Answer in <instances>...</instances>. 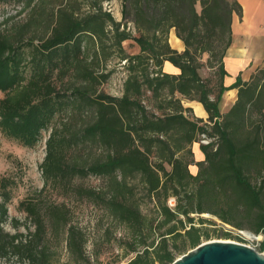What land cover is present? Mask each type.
<instances>
[{"label":"trees","instance_id":"16d2710c","mask_svg":"<svg viewBox=\"0 0 264 264\" xmlns=\"http://www.w3.org/2000/svg\"><path fill=\"white\" fill-rule=\"evenodd\" d=\"M123 1V17L138 38L102 5L82 11L79 0H0L19 5V16L27 13L0 28V132L32 148L52 130L42 173L63 200L22 201L33 227L25 234L9 213L16 183L0 181V264H104L102 248L88 250L90 236L74 223L70 199L110 219L100 230L109 251L120 252L108 264H173L210 240L203 226L216 224L205 214L264 235V68L248 82L239 75L225 85L234 15L243 17L239 0ZM172 29L183 52L169 44ZM129 40L141 47L139 55H126ZM204 54L219 67L218 92L200 75ZM115 57L129 64L122 97L103 91ZM166 62L181 73H165ZM231 90L237 100L223 113ZM183 100L202 104L208 122L193 117ZM90 177L103 186L81 183Z\"/></svg>","mask_w":264,"mask_h":264},{"label":"rangeland","instance_id":"374dc122","mask_svg":"<svg viewBox=\"0 0 264 264\" xmlns=\"http://www.w3.org/2000/svg\"><path fill=\"white\" fill-rule=\"evenodd\" d=\"M79 3L82 11H87L93 5H102L105 11L112 13L117 22L122 23V30L127 29V31L131 32L134 37H140L134 23H131L129 20H125L123 17V0H79ZM20 11V6L15 3L0 4V28H9V26H6L5 24L7 18H15V20H10V24L24 19L27 13L19 16L18 13ZM237 15L238 14L234 15V19H236V17H239L240 19L243 18ZM174 32L175 29H172L169 34L170 46V37L171 34H174ZM123 48L126 55L129 57L136 56L141 53V47L133 40L124 42ZM171 48L173 47L171 46ZM209 59V54L203 55L202 62L204 63V66L200 70V75L205 82L218 92L221 84L220 70L217 63L214 61L212 63L213 67H211L209 65ZM128 65L127 61H123L116 57L112 58L108 62L107 69L108 72H111V77L103 85V91L105 93L115 97L123 96L125 82L130 76ZM0 97H3V94H0ZM227 98H229L228 100H232L230 93ZM183 103L185 107L188 108L186 105L191 102L183 100ZM229 108L230 105H225V107L223 106L224 112L226 113ZM191 115L195 118H199L195 114L194 109ZM204 121L208 122V118ZM51 131L52 130L44 132L40 142L32 148L22 146L17 141L4 137L0 132V181L3 178H7L16 183V186L13 188V199L9 204V213L11 219H16L22 224L20 231L25 234L28 232L26 228L30 227V230H33V227L30 224L28 215L20 209V203L22 201L31 197L39 199L41 202L56 201L57 203H61L63 201L62 198L58 197L56 191H53L50 186H45L43 179L42 164L46 157V143ZM199 146L200 143L193 146L195 160H199ZM190 169L195 175L197 168L191 167ZM252 181L253 183L258 184L261 179L252 177ZM81 183L87 187L100 188L103 186L104 181L103 179L97 177H90ZM67 202L74 223L84 228L86 233L90 236L88 250L92 251L93 246L96 245L99 248H102L105 252L101 261L104 264L114 263L116 261L114 254H118L120 251L118 249L113 250L112 253L109 251L112 248L111 244L108 243L105 237H103V231L100 230L102 225L108 227L111 224V221L106 216L105 212L85 200L79 201L70 199ZM201 217L208 219L209 221H213L216 224H205L203 226L206 230H209L212 235L210 240H204L203 243L211 241L234 242L251 247L260 254L264 255V251H261V246L264 243V235H255V237H250L251 232L237 230L231 226L224 225L221 221L211 215L205 214ZM5 228L12 234L16 233V229L11 223L6 224ZM226 232H229L231 236H225ZM121 234L122 232L118 231L115 232L114 236L119 237ZM112 245L114 244L112 243ZM63 264H65L64 259Z\"/></svg>","mask_w":264,"mask_h":264},{"label":"crops","instance_id":"0c3cea01","mask_svg":"<svg viewBox=\"0 0 264 264\" xmlns=\"http://www.w3.org/2000/svg\"><path fill=\"white\" fill-rule=\"evenodd\" d=\"M251 2L256 3L255 6L258 9L256 19L253 20L252 23H250V21L246 22V19L248 18V8ZM240 4L243 8V18L240 19L239 17H236V19H233V43L225 58L226 70L229 73V76L225 80L226 87L232 86L236 82L239 75H241L245 82H248L258 69L264 68V0H240ZM174 34L176 35L175 32ZM174 49L178 52H183L185 50V45L183 43L182 50L177 48ZM163 70L165 73L171 75H179L181 73L180 69L172 65L170 62H166L164 64ZM229 93L231 94L232 100H228L229 98H227ZM226 94L224 95V99L221 103V110L223 113H225L223 106L225 107V105H230L231 108L234 105L237 100L238 91L231 90ZM193 104L200 103L191 102L186 106L188 108H193ZM229 109L226 112H228ZM205 113L207 114L206 111ZM199 118L206 120L208 118V114L207 116ZM198 150L199 160H196L197 162H201L205 159V156L201 152L200 146ZM193 167L197 168L196 166H192V168Z\"/></svg>","mask_w":264,"mask_h":264},{"label":"water","instance_id":"95a60500","mask_svg":"<svg viewBox=\"0 0 264 264\" xmlns=\"http://www.w3.org/2000/svg\"><path fill=\"white\" fill-rule=\"evenodd\" d=\"M173 264H264V255L243 244L211 241L191 250Z\"/></svg>","mask_w":264,"mask_h":264},{"label":"bare ground","instance_id":"6f19581e","mask_svg":"<svg viewBox=\"0 0 264 264\" xmlns=\"http://www.w3.org/2000/svg\"><path fill=\"white\" fill-rule=\"evenodd\" d=\"M255 4L256 3H254V2H251L249 4L248 15H247L248 18L246 19V22H249L250 21V23H252L253 20L256 19V13L258 12V9L255 6ZM170 43H171V46L173 48H177V49H181V50L183 49V43H182V41L175 34H172L171 35V37H170ZM193 108H194L195 114L198 117L207 116V114L204 111V108H203L202 104H193ZM250 237H252V236H250Z\"/></svg>","mask_w":264,"mask_h":264},{"label":"built area","instance_id":"2783aa9c","mask_svg":"<svg viewBox=\"0 0 264 264\" xmlns=\"http://www.w3.org/2000/svg\"><path fill=\"white\" fill-rule=\"evenodd\" d=\"M202 143H205V144H207L208 142H207V141H203Z\"/></svg>","mask_w":264,"mask_h":264}]
</instances>
